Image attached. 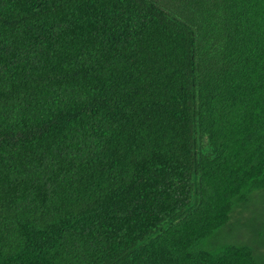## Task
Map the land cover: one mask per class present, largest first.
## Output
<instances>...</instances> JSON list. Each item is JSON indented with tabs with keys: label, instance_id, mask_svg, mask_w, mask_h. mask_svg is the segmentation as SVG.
I'll return each mask as SVG.
<instances>
[{
	"label": "trees",
	"instance_id": "1",
	"mask_svg": "<svg viewBox=\"0 0 264 264\" xmlns=\"http://www.w3.org/2000/svg\"><path fill=\"white\" fill-rule=\"evenodd\" d=\"M263 189L264 0H0V264H264Z\"/></svg>",
	"mask_w": 264,
	"mask_h": 264
},
{
	"label": "rangeland",
	"instance_id": "2",
	"mask_svg": "<svg viewBox=\"0 0 264 264\" xmlns=\"http://www.w3.org/2000/svg\"><path fill=\"white\" fill-rule=\"evenodd\" d=\"M249 202V203H248ZM246 203V208L242 216H237V219H233L231 227L226 228L228 241L244 242L248 239L252 244H257L260 237H262L260 222L264 218V189L255 190L251 193L249 200ZM236 216V213H233ZM244 215V216H243ZM249 216V226L244 227L246 224L241 223ZM224 233L223 235L226 236ZM264 251V247L261 248Z\"/></svg>",
	"mask_w": 264,
	"mask_h": 264
}]
</instances>
